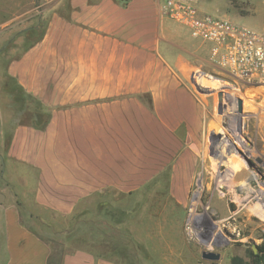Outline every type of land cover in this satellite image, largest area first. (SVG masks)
<instances>
[{"label": "crops", "instance_id": "0c3cea01", "mask_svg": "<svg viewBox=\"0 0 264 264\" xmlns=\"http://www.w3.org/2000/svg\"><path fill=\"white\" fill-rule=\"evenodd\" d=\"M164 1L56 0L41 38L5 69L0 55V73L47 112L43 125L19 119L7 133L0 115V183L14 193L0 186V264H119L66 250L59 235L29 220L52 229L73 217L97 221L83 216L99 211L109 191L147 185L186 201L206 111L187 78L193 65L179 51L191 42L188 32L162 15ZM3 3L0 12H9ZM34 3L10 12L32 16Z\"/></svg>", "mask_w": 264, "mask_h": 264}, {"label": "rangeland", "instance_id": "374dc122", "mask_svg": "<svg viewBox=\"0 0 264 264\" xmlns=\"http://www.w3.org/2000/svg\"><path fill=\"white\" fill-rule=\"evenodd\" d=\"M18 1L19 8L13 6ZM55 1L35 0L34 15L29 17L10 10H25L32 0L0 1L9 10L0 12L4 25L0 35L5 40L0 48L3 69L16 52L41 36L46 12ZM192 1L203 11L264 30V0ZM188 37L196 47L191 42L181 43L179 51L193 65L187 78L205 104L206 123L186 201L175 200L167 188L147 185L126 194L109 191L99 211L96 207L94 213L83 216L106 219L104 222L93 219L76 224L73 217L69 223H55L54 230L29 220L39 229L59 235L66 250L93 251L119 264H250L253 244L264 243V199L256 191L264 190V90H238L234 81L208 60L201 40ZM0 76L5 132L19 119L43 125L47 112L4 72ZM3 182L1 188L13 197V190ZM183 192L175 189L177 197L182 198ZM210 250L220 252L221 259L204 258L203 252Z\"/></svg>", "mask_w": 264, "mask_h": 264}, {"label": "built area", "instance_id": "2783aa9c", "mask_svg": "<svg viewBox=\"0 0 264 264\" xmlns=\"http://www.w3.org/2000/svg\"><path fill=\"white\" fill-rule=\"evenodd\" d=\"M161 12L201 40L208 60L228 75L238 90H264V30L203 11L192 0H165Z\"/></svg>", "mask_w": 264, "mask_h": 264}, {"label": "water", "instance_id": "95a60500", "mask_svg": "<svg viewBox=\"0 0 264 264\" xmlns=\"http://www.w3.org/2000/svg\"><path fill=\"white\" fill-rule=\"evenodd\" d=\"M220 96L223 95V92L221 91L219 93ZM240 103H242V101H240ZM5 201V194L3 192L0 191V204H2ZM253 248L256 251L257 250V246L254 243L253 244ZM203 257L209 260H219L221 257V253L220 252H215V251H204L203 252Z\"/></svg>", "mask_w": 264, "mask_h": 264}, {"label": "trees", "instance_id": "16d2710c", "mask_svg": "<svg viewBox=\"0 0 264 264\" xmlns=\"http://www.w3.org/2000/svg\"><path fill=\"white\" fill-rule=\"evenodd\" d=\"M233 1H236V0H233ZM41 36H42V34H41ZM41 36H39L37 39H39V38H41ZM36 39V40H37ZM109 221H110V219H108ZM112 221V220H111ZM82 221H80V222H78V223H81ZM95 222H98V223H100V222H102V221H100V220H97V221H95ZM104 222V221H103ZM103 228V227H102ZM105 228V227H104ZM54 230H56L55 228H53ZM52 234V233H51ZM76 234V233H75ZM108 237V236H107ZM261 248H262V254L261 255H255V253L253 252V250L251 249V251H250V257H251V263L250 264H252V263H256V264H262V263H264V243L261 245ZM98 256H100V255H98ZM101 257H103V256H101ZM237 264H239V262L237 263Z\"/></svg>", "mask_w": 264, "mask_h": 264}, {"label": "flooded vegetation", "instance_id": "af4514ba", "mask_svg": "<svg viewBox=\"0 0 264 264\" xmlns=\"http://www.w3.org/2000/svg\"><path fill=\"white\" fill-rule=\"evenodd\" d=\"M257 246V250L255 251L254 250V248H253V246H252V250H253V252L255 253V255H261L263 252H262V248H261V245H256ZM222 257V256H221ZM221 257H220V259H221ZM219 259V260H220ZM212 261H217V260H212ZM252 264H256V263H252ZM262 264H264V263H262Z\"/></svg>", "mask_w": 264, "mask_h": 264}, {"label": "bare ground", "instance_id": "6f19581e", "mask_svg": "<svg viewBox=\"0 0 264 264\" xmlns=\"http://www.w3.org/2000/svg\"><path fill=\"white\" fill-rule=\"evenodd\" d=\"M223 85H224V83H223ZM252 90H261L262 91L263 89H252ZM243 157L246 158V155L243 156ZM256 191H258L260 193V195H261V198L264 199V190H261V188H260V190H256ZM263 204H264V200H263Z\"/></svg>", "mask_w": 264, "mask_h": 264}]
</instances>
